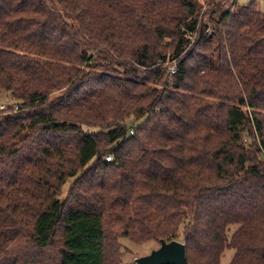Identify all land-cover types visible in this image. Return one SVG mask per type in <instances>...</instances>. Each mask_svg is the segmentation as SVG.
Masks as SVG:
<instances>
[{"label":"trees","instance_id":"16d2710c","mask_svg":"<svg viewBox=\"0 0 264 264\" xmlns=\"http://www.w3.org/2000/svg\"><path fill=\"white\" fill-rule=\"evenodd\" d=\"M233 1L0 0V264H117L110 222L264 264V12Z\"/></svg>","mask_w":264,"mask_h":264},{"label":"rangeland","instance_id":"374dc122","mask_svg":"<svg viewBox=\"0 0 264 264\" xmlns=\"http://www.w3.org/2000/svg\"><path fill=\"white\" fill-rule=\"evenodd\" d=\"M210 1L219 3L224 6V8L229 9L230 6L234 3L233 0H199L202 3L200 20L205 22L206 24H210L209 17V9H210ZM238 5H245L252 1L257 3V8L261 12H264V0H236ZM215 17H217L215 15ZM207 34L211 35V29L208 28L206 31ZM195 40V36L192 42L189 44H193ZM14 99L10 95H5V93L0 90V103L7 105H12L14 103ZM70 189V182H68L61 191V199L68 197ZM160 246V240H149L142 243H137L136 241L130 239L128 236H124L123 228L118 225L110 222L106 224V249H107V257L111 262H115L117 264H137L135 259L139 257H143V255L149 254L151 251L158 249ZM221 258L220 264H229L232 260L235 252L232 249H226L224 251Z\"/></svg>","mask_w":264,"mask_h":264},{"label":"water","instance_id":"95a60500","mask_svg":"<svg viewBox=\"0 0 264 264\" xmlns=\"http://www.w3.org/2000/svg\"><path fill=\"white\" fill-rule=\"evenodd\" d=\"M185 242L161 239L158 249L136 258L137 264H189L185 254Z\"/></svg>","mask_w":264,"mask_h":264},{"label":"built area","instance_id":"2783aa9c","mask_svg":"<svg viewBox=\"0 0 264 264\" xmlns=\"http://www.w3.org/2000/svg\"><path fill=\"white\" fill-rule=\"evenodd\" d=\"M168 68H169V70H170L171 73H175L176 70H177L176 61L173 60L172 62H170L169 65H168ZM0 108L5 109V108H7V105L0 103ZM132 133H133V130H132ZM247 140H248V136L245 137V141H247ZM260 157H261L262 163H264V150L263 149H262V151L260 153ZM111 158H112V156L111 155H108L106 157V160L109 161Z\"/></svg>","mask_w":264,"mask_h":264}]
</instances>
